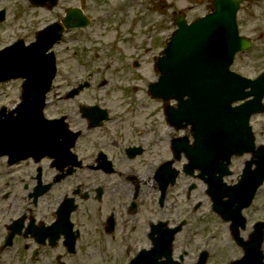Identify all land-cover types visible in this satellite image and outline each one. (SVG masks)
Wrapping results in <instances>:
<instances>
[{
	"label": "flooded vegetation",
	"instance_id": "flooded-vegetation-1",
	"mask_svg": "<svg viewBox=\"0 0 264 264\" xmlns=\"http://www.w3.org/2000/svg\"><path fill=\"white\" fill-rule=\"evenodd\" d=\"M237 20L252 44L236 55L232 69L256 78L264 72V0L245 1ZM7 21L8 12L0 28ZM9 39L1 31L0 48ZM157 48L145 54L156 57ZM45 110L78 134L76 157L0 156V264H127L144 250L162 259L169 228L181 223L176 241L200 242L199 170L186 173L188 160L172 149L190 128L170 126L168 109ZM251 123L262 143L264 114ZM172 159L180 173L169 186Z\"/></svg>",
	"mask_w": 264,
	"mask_h": 264
},
{
	"label": "water",
	"instance_id": "water-1",
	"mask_svg": "<svg viewBox=\"0 0 264 264\" xmlns=\"http://www.w3.org/2000/svg\"><path fill=\"white\" fill-rule=\"evenodd\" d=\"M237 6L236 0H217L214 13L196 23L188 25L183 18L178 19L179 28L158 65L162 72L161 80L153 84L151 92L156 97L178 100L179 108L175 115H181L200 130L196 151L200 149L202 164L211 162L213 157L218 158L217 164H222L224 158L229 159L233 154L246 151H252L257 157L254 161L257 167L252 170V162H249L237 185H226L222 177L206 178L214 210L225 220L233 221L235 239L243 244L239 235V227L245 225L242 209L251 203L257 188L264 181V147L256 151L252 141L247 143L249 138L240 130L244 132L247 125L245 115L248 113L244 114L243 109H258L264 84L247 81L228 71L234 53L242 46L236 35ZM64 27L56 26L55 36H50L54 26L49 27L37 43L28 48L15 47V56L11 58L7 54L9 51L0 55V82L12 77L26 78L23 102L17 108L18 115L0 113V155L23 157L37 154L40 150L60 148L50 123L43 119L42 109L56 71L54 56L47 51L60 38ZM212 34L216 38L215 44L210 46ZM248 87L252 90L246 92ZM249 96H254V99L232 108L233 101ZM236 118H239L238 123ZM187 153L191 157L196 156L192 150H187ZM259 237L261 243L264 238L262 232ZM206 258L204 255L197 264H206ZM262 258L261 253L259 260H253L252 264H258V261L262 264ZM151 262L179 264L172 260L171 254L164 262ZM151 262L137 260L134 264Z\"/></svg>",
	"mask_w": 264,
	"mask_h": 264
},
{
	"label": "rangeland",
	"instance_id": "rangeland-1",
	"mask_svg": "<svg viewBox=\"0 0 264 264\" xmlns=\"http://www.w3.org/2000/svg\"><path fill=\"white\" fill-rule=\"evenodd\" d=\"M80 1L68 0L69 3L77 6H80ZM157 1L159 0H86L85 10L87 13H101L109 8L108 5L110 4L118 6L119 10L128 11L129 16L127 17L125 13V18H123L118 13L114 29L101 32L96 25H93L83 32L84 35L80 36L79 33H72L70 38L67 39L66 37L56 47L55 52L60 60L59 75L54 89L48 97L50 103L47 109H79L81 105H98L110 109H132L133 107L162 109L160 103L155 102L147 95V82L143 81V76L146 75V65L142 68H133L131 65H126L136 59L138 55L141 56V50L136 42L137 38L143 35L145 31H151L150 29H153L155 22L160 24L159 21L162 18L160 14L154 11V4ZM160 2H162V8L166 10L167 16L164 20L167 21V24H165L163 34L167 36H170L175 30L172 21L175 18L174 14L184 12L192 18L204 13L209 8L208 0H160ZM62 4L65 5V0H62ZM1 7L8 9V23L0 28V32L6 33L8 39L14 36L11 25L15 24L16 21H40L46 24L64 16V10L62 11L61 8H58L55 12L48 8L34 6L29 0H2ZM144 11H147V13H141ZM140 16L139 25L141 27L135 26V28L132 21L139 20ZM138 52L139 54L136 55ZM82 63L87 64V66L84 67ZM100 68L109 70L105 75L109 80L104 79V76L99 74L90 77L89 72ZM112 79H118L119 81H110ZM84 80L90 81L91 86L89 89L80 92L73 99H60L67 91ZM132 84L139 86L134 99L131 97L133 91L130 88ZM21 86L22 80L0 85V107L7 106L9 109L15 107L20 101ZM146 104L148 106L144 108ZM240 161L238 160V162ZM232 177L236 179L237 173ZM201 199L202 204L199 215L202 235L210 230L216 235V242L219 243L212 253L211 262L216 264L229 257L240 256L241 252L239 253L236 250L239 253L238 255L233 250L235 246L228 223L222 221L211 210V204L204 194H202ZM254 204L255 207H251L249 212L246 213L249 220L247 229L250 230L257 217H264V186L259 191ZM245 232L243 231V235H246L248 231ZM177 241L181 245L185 244L180 238ZM193 261L192 258H186V263H192ZM84 264H91V262L88 260Z\"/></svg>",
	"mask_w": 264,
	"mask_h": 264
}]
</instances>
